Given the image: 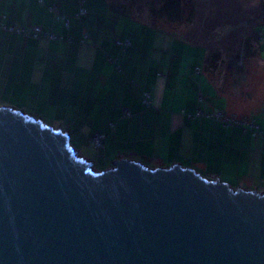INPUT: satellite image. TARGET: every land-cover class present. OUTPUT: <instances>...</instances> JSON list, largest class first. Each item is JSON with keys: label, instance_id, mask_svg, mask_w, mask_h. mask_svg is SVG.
Here are the masks:
<instances>
[{"label": "water", "instance_id": "1", "mask_svg": "<svg viewBox=\"0 0 264 264\" xmlns=\"http://www.w3.org/2000/svg\"><path fill=\"white\" fill-rule=\"evenodd\" d=\"M111 160L0 103V264H264V189Z\"/></svg>", "mask_w": 264, "mask_h": 264}, {"label": "crops", "instance_id": "2", "mask_svg": "<svg viewBox=\"0 0 264 264\" xmlns=\"http://www.w3.org/2000/svg\"><path fill=\"white\" fill-rule=\"evenodd\" d=\"M79 1L0 0V21L4 24H39L43 31L54 34L26 36L0 25V91L9 96L6 101L53 126L67 128L69 135L74 130L91 146L90 138L102 133L103 146L98 149L104 161L123 156L143 162L137 155H147L155 161L149 166L176 161L210 178L217 174L228 183L264 189V135L243 132L238 124H223L207 115L221 110L243 119L254 117L264 130V85L261 97L248 98L219 88L205 73V99L165 96L160 92L162 85L174 92L182 88L179 85L184 82L177 80L181 74L201 90L193 72L188 73L201 68L187 60L192 55L202 56L204 70L206 45L178 33L193 49L181 48L175 59L160 62V67L169 65L167 73L157 71L162 55L154 53L151 59L146 58L140 48L143 37L135 31L133 21L151 23L128 14L127 29L122 31L126 16L112 3L84 0L86 12L78 17ZM62 15L68 16V26ZM254 30L257 53L264 62V41H259L264 30L257 26ZM84 31L89 37L81 42ZM125 38L130 40L127 46L118 42ZM183 53L187 54L186 71L182 69ZM172 72L176 79L168 80ZM145 90L150 95L149 104L142 101Z\"/></svg>", "mask_w": 264, "mask_h": 264}, {"label": "rangeland", "instance_id": "3", "mask_svg": "<svg viewBox=\"0 0 264 264\" xmlns=\"http://www.w3.org/2000/svg\"><path fill=\"white\" fill-rule=\"evenodd\" d=\"M107 1L125 14V20L121 24L124 29L120 26L122 31L127 29L128 14L151 23L148 25L133 21L137 26L135 31L141 32L143 37L140 48L142 47L141 49L146 53V58L151 59L154 53L158 57L159 54L162 55L161 60L157 62L159 64L157 71L167 73L169 65L162 64L160 67V62L167 61L170 57L175 59L174 54L182 53L181 48L193 49L189 46L191 43L187 41L188 39L180 37L178 33L182 32L185 37L189 36L191 41L206 45L204 70L202 56L192 55L187 60V62L193 60L194 64L201 68L200 71H188V73L193 72V78L196 76L197 79L194 80L198 82L197 86L201 90H197L196 86L187 80L186 76L182 78L181 74L177 80L184 82V85H179L182 88H178V91L174 92L172 88L165 90L164 85H162L160 92L164 93L165 96L171 95L175 99L191 96L196 97V99H205L208 88L207 83L202 80L205 73L211 82L219 85V88H225L224 90L227 92L231 89L234 95L241 92L242 96L253 99L262 96L264 62L257 53L258 36L254 28L257 26L260 30H264V24H260L264 21V0H178L177 10L176 6H169V9L171 7L170 12L174 13L171 16L168 10L162 8L165 0ZM172 9L174 10L172 11ZM133 23L131 29H133ZM263 37H260V42L264 41ZM186 57L187 54L183 53L184 62ZM176 66L180 67L177 63ZM186 67L185 62L182 69L186 71ZM175 75V72H172L167 79H176ZM8 99L9 96L0 91V103L9 104L6 101ZM42 120L49 123L45 119ZM70 142L73 147L91 160L93 167L103 168L113 164L111 159L104 161L100 150L84 141L83 137L77 135L74 130L70 131ZM137 156L144 163H155L147 155L139 154ZM229 184L234 187L237 185L231 182Z\"/></svg>", "mask_w": 264, "mask_h": 264}, {"label": "built area", "instance_id": "4", "mask_svg": "<svg viewBox=\"0 0 264 264\" xmlns=\"http://www.w3.org/2000/svg\"><path fill=\"white\" fill-rule=\"evenodd\" d=\"M86 9L83 6H80L79 10H78V14H82L85 13ZM65 23L68 24V20L65 19ZM11 30H13V27H10ZM15 31L17 32H22L25 34H29L32 33L34 36L38 35L41 32V28L39 25H33V26H28V27H24V26H19L15 28ZM52 36V35H50ZM84 37H88L87 32L84 33ZM120 44H122L123 46H127L130 44V40L128 38H126L125 40L122 41H118ZM142 101L146 104H149L150 102V95L148 92L144 91L142 94ZM124 112L126 115L130 114V111L128 109H124ZM210 117H214L220 121H222L223 124H238L241 126V129L243 132L245 131H250L252 134H263L264 135V130L260 129L258 127V124L255 122V118L254 117H250L248 119H243L240 117H237L235 113H231V114H227L221 110H216L212 113H208L207 114ZM103 134L102 133H96L94 134L91 138H90V142L91 144L96 147H102L103 146Z\"/></svg>", "mask_w": 264, "mask_h": 264}, {"label": "trees", "instance_id": "5", "mask_svg": "<svg viewBox=\"0 0 264 264\" xmlns=\"http://www.w3.org/2000/svg\"><path fill=\"white\" fill-rule=\"evenodd\" d=\"M165 1H166V2H165L164 5H162V8H165L166 11L168 10L169 13H170V16H171V14H174V13H173V12H170L171 7H170V9H169V6H176V10H177V6H178V2H179V1H178V0H173V2H171L172 0H165ZM83 3H84V0H80V1H79V8H80V6H83V7H84ZM49 8H51V6H49ZM79 8L77 9V12H76V16H78V17H80L81 15L85 14V13L78 14V10H79ZM85 9H86V8H85ZM173 10H174V9H172V11H173ZM62 19H63V21H64V24H65L66 26H68V24H69V18H68V16H66V15H62ZM65 19L68 20V24L65 23ZM0 25H1L2 27H4V28L8 29V30H11L10 27H13L14 29L11 30V31H15V28H16V27H19V26L28 27V26L39 25V24L11 25V26H8V25L4 24L2 21H0ZM39 26H40V28H41V25H39ZM15 32H17V31H15ZM85 32H87V31H84V33H85ZM17 33H20V34H23V35H26V36H29V35L34 36L32 33H29V34H25V33H22V32H17ZM84 33H83V36H82L81 42H85L86 39L89 37V36H88V37H84ZM260 33H261V31H260ZM87 34H88V32H87ZM50 35H52V36H50ZM39 36L54 37V34H53V33H49V32H47V31H43L42 28H41V32H40L38 35H35L34 37H39ZM111 59H112V58H109V60H111ZM111 61H114V62L116 63V65H117V62H116L115 60H111ZM102 142H103V141H102Z\"/></svg>", "mask_w": 264, "mask_h": 264}]
</instances>
